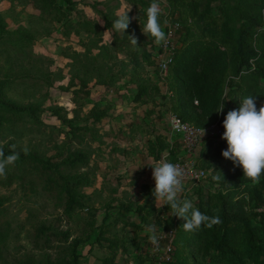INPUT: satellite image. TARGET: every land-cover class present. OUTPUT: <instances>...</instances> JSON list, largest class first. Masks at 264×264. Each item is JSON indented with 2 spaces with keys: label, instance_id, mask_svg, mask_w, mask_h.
I'll list each match as a JSON object with an SVG mask.
<instances>
[{
  "label": "rangeland",
  "instance_id": "rangeland-1",
  "mask_svg": "<svg viewBox=\"0 0 264 264\" xmlns=\"http://www.w3.org/2000/svg\"><path fill=\"white\" fill-rule=\"evenodd\" d=\"M72 1L73 7L64 6L60 14L43 0H0V22L12 37L30 36L33 41L27 56L1 47L0 97L18 107L40 108L39 122L0 111V149L12 150L15 145L21 154L59 162L83 154L88 161L86 166L61 168L71 185L74 180L88 183L72 186V191L84 198L85 206L70 216L62 180H58L62 192L57 193L47 189L50 182L46 176L26 173L15 165L0 176V264H73L75 240L84 241L78 250V264H103L110 254L108 242H99L97 237L106 217V224L116 222L105 235L119 244L115 264H168L163 257L165 243L156 252L150 242L152 233L146 231L153 221L143 226L133 212L122 222L113 217L124 203L158 209L152 194L155 181L151 166L168 153L156 158L158 150L153 153L151 144L157 137L165 136L167 146H175L176 158L183 153L181 141L170 134V103L163 96H172V92L168 91V79L160 77L156 54L160 44L142 30L151 3L146 0L134 6L125 0ZM159 3L163 30L180 25L175 41L179 47L178 40L187 29L177 19L189 20L192 15L181 14L185 3ZM176 6L180 10L168 17ZM128 9V29L125 33L116 31L112 27L116 14ZM133 33L138 52L128 41ZM142 85L157 87L159 93L136 102ZM84 86L91 89L89 97L84 95ZM228 103L226 99L225 105ZM206 139L214 141L216 147L217 139L206 137L193 158L199 160L205 152ZM206 163H211L210 158ZM207 165L199 163L210 176ZM211 190L208 177L198 185H184L180 198L195 206L199 195L206 196ZM168 216L161 212L163 220ZM40 228L46 235L39 240ZM163 230L156 226V235ZM54 234L63 236L62 240L54 242V249H45L46 237L54 238ZM199 263L208 264L204 259Z\"/></svg>",
  "mask_w": 264,
  "mask_h": 264
},
{
  "label": "trees",
  "instance_id": "trees-1",
  "mask_svg": "<svg viewBox=\"0 0 264 264\" xmlns=\"http://www.w3.org/2000/svg\"><path fill=\"white\" fill-rule=\"evenodd\" d=\"M125 1L139 6L146 0ZM43 2L51 4L60 14L64 6L72 8L74 5L72 0ZM176 2L185 3L186 10L181 11V14L190 12L192 18L177 19L181 25L185 24L187 31L183 38H179V47L169 65L168 91L172 92V96H163L170 103L167 112H174L184 122L195 127L218 126L224 129L223 121L228 111L238 109L243 98L253 95L257 109L264 106V0H175ZM178 10L180 8L176 6L168 17L176 15ZM6 33L8 37H4ZM32 43L30 36L12 37L0 22V49L4 47L17 56H27V49ZM133 47L134 52L139 51L138 47ZM156 54H160L159 48H156ZM83 92L87 97L91 95V89L86 86ZM154 92L158 94L159 89L139 86L135 101L141 102L143 97ZM226 99H229V103L225 105ZM222 108L223 112H218ZM0 111L40 121L39 107H18L1 97ZM55 113L60 117L58 112ZM68 125L71 126V122ZM166 139L165 136L157 137L156 143L151 144L152 152L158 150L155 152L157 159H161L164 153H170L171 160L175 161V146H167ZM213 142L210 139L203 141V144L207 143L206 150L199 160L196 159L198 165H207L206 158H210L211 163L207 168L211 170V175L207 174V178H210L212 190L206 196L200 194L195 207L211 217L218 216L221 221L219 224H214L211 228L201 225L199 229L186 232L182 228L184 221L174 216L168 205L154 210L124 203L117 207L118 211L113 217L118 223L133 212L140 217L143 226L153 221L152 224L164 229L161 233L175 229L176 238L170 260L166 261L168 264H200V259L208 264H264V173L258 182L245 177L242 166H236L222 155L227 150V141L217 142L216 147ZM3 151L5 155L11 154V150ZM78 164H88L85 155L76 154L59 162L45 160L36 154L19 153V159L14 165L26 173L33 171L46 176L50 182L47 189L50 191L61 193L62 186L58 184V180H62L67 195L66 211L70 216L85 206L84 198L78 197L72 191V186H88V183L87 180H74L71 185L62 175L61 168ZM218 171L222 174L217 181L213 176L219 174ZM161 212L169 216L163 220ZM107 219L109 218H105L99 230L97 241L108 242L110 254L103 264H115L119 244L105 235L116 222L106 224ZM38 232L39 240L46 235L43 228ZM62 237L58 234H54V238L53 235H48L45 249H54V242L61 241ZM83 244V240H75L72 246L73 264H78V250ZM122 245L125 247L124 242Z\"/></svg>",
  "mask_w": 264,
  "mask_h": 264
},
{
  "label": "clouds",
  "instance_id": "clouds-1",
  "mask_svg": "<svg viewBox=\"0 0 264 264\" xmlns=\"http://www.w3.org/2000/svg\"><path fill=\"white\" fill-rule=\"evenodd\" d=\"M127 11L118 12L112 27L119 32L125 33L131 18ZM161 7L159 0H152L147 9V22L142 28L144 34L155 39V43L167 42L166 34L162 28L160 16ZM131 44L138 45L137 37L133 33L128 36ZM224 108V107H223ZM223 108L218 112H223ZM225 129L222 138L227 141V150L222 155L230 159L236 166H242L245 177L258 182L264 173V106L257 109L255 96L249 95L241 100L240 107L228 111L224 121ZM183 131V128L176 129ZM205 134V133H204ZM204 136V135H203ZM27 148L24 149L27 154ZM19 159L16 146H12L11 154L5 155L0 149V176L6 175V169L14 165ZM152 177L155 181L153 196L156 207L159 209L164 205L170 206L174 216L182 219V228L186 232L199 229L201 225L211 228L221 221L218 216L211 217L202 213L189 199H181L180 194L184 191V180L187 176L186 169L179 164H173L165 159L151 166ZM214 175V180H220L222 174ZM147 232L152 233L150 242L158 247V237L154 224L147 226Z\"/></svg>",
  "mask_w": 264,
  "mask_h": 264
},
{
  "label": "built area",
  "instance_id": "built-area-1",
  "mask_svg": "<svg viewBox=\"0 0 264 264\" xmlns=\"http://www.w3.org/2000/svg\"><path fill=\"white\" fill-rule=\"evenodd\" d=\"M180 25L177 23L165 30L167 42L161 43L159 46L160 54L158 56V68L160 77L163 81L167 80L169 74V65L173 60L174 54L177 49L175 44L177 32ZM198 105V102L195 103ZM168 123L170 128V134L172 137L177 138L182 143L183 153L175 161L171 160V155L168 153L162 159L167 160L173 164H179L184 167L187 172V176L184 180V185H198L207 178V172L202 169L195 158L192 157L193 152L206 137H214L218 142L225 139L222 138L225 129L218 126H211L207 128L195 127L187 122H184L177 114L170 112L168 116ZM183 128V131H177L176 129ZM205 133V134H204ZM204 135V136H203ZM158 247L153 246L156 252L159 251V245L165 243V252L163 257L165 260H170V252L173 248V242L176 238L175 232H163L157 235Z\"/></svg>",
  "mask_w": 264,
  "mask_h": 264
}]
</instances>
